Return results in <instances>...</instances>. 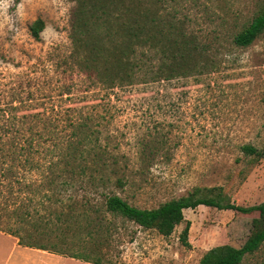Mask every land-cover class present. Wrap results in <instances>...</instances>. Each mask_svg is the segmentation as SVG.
<instances>
[{"label":"rangeland","instance_id":"obj_1","mask_svg":"<svg viewBox=\"0 0 264 264\" xmlns=\"http://www.w3.org/2000/svg\"><path fill=\"white\" fill-rule=\"evenodd\" d=\"M138 1L152 12L175 15L187 31L207 41V70L170 80L141 76L138 84L106 89L81 72L79 59L78 63L77 58L63 61L66 54L73 53L72 25L81 8L87 15L94 14L89 23L95 32L91 39L95 36V40L106 41L111 38L108 27L117 29L112 22L101 20V7L114 8L115 3L125 7ZM261 2L0 0V104L26 101L27 108L22 105L19 115H28L40 126V119L64 124L69 115L92 117L102 147L119 158L109 175L122 170L128 181L124 189L112 184L110 189L137 207H157L195 187H222L237 206L260 205L264 202V159L246 155L242 146L264 149V35L247 48L234 45L232 37L251 22ZM38 19L44 21L45 28L36 40L30 27ZM73 55L80 58L82 53ZM143 150L160 156L141 166L139 154ZM75 184L66 194L72 195L70 202H89L104 209L101 192L105 188H84L86 181ZM184 215L185 220L169 237L132 222L113 220L114 226L107 230L112 231L111 240L98 239L95 250L104 263L198 264L213 247L244 245L259 213L202 205ZM187 223L189 246L181 239ZM66 225L48 232L53 238L55 233H64L66 241H54L59 247L79 251L84 247L79 237L87 229ZM11 239L0 234L3 261L13 250V241L18 244L15 237ZM21 248L26 258L20 264H44L35 254L39 251ZM52 254L50 259L55 261L51 264L71 260V264H91ZM263 260L264 243L241 264H261Z\"/></svg>","mask_w":264,"mask_h":264},{"label":"trees","instance_id":"obj_2","mask_svg":"<svg viewBox=\"0 0 264 264\" xmlns=\"http://www.w3.org/2000/svg\"><path fill=\"white\" fill-rule=\"evenodd\" d=\"M93 15H87L84 7L76 14L71 34L73 53L66 54L63 61L68 63L77 58L78 63L79 59L81 72L95 78L97 85L114 89L138 84L141 76L155 81L170 80L178 75L189 76L207 70L210 58L207 41L187 31L175 15L152 12L142 1L125 7L116 3L114 8L102 6L101 20L112 22L117 29L113 31L108 27L111 38L106 41L95 40V36L91 39L95 33L89 24ZM44 28V21L36 20L30 27L31 35L39 40ZM263 35L264 0L251 22L233 34L232 43L247 48ZM79 51L82 53L80 58L73 55ZM70 90L67 89L66 94ZM25 102L0 104V231L15 237L19 245L91 264H112L104 263L95 244L98 239L111 240L112 231L107 230L114 226L113 220L132 222L169 237L185 220L186 210L202 205L244 214L258 212L259 216L252 221V230L244 245L213 247L198 264H241L246 256L255 254L263 245L264 202L251 207L237 206L222 187H195L187 195L172 198L154 208L132 205L110 189V184L124 189L128 181L122 170L109 175L113 172L111 167L118 165L119 158L102 147L92 117L69 115L66 122L60 124L41 120L37 114L35 116L42 123L40 126L28 115H19L22 105L27 108ZM242 151L264 159V149L244 145ZM159 156L155 151L143 150L139 162L141 166L151 164ZM35 172L39 173L35 175ZM77 181H86L84 188H96L97 191L105 188L102 190L106 191L101 192L105 198L104 209L89 202L78 205L79 201L70 202L73 197L66 194ZM62 223L67 224V228L81 226L87 229L79 237L84 245L82 249L59 247L54 241L67 239L64 233H55L53 238L48 232L58 229ZM189 231L190 223H187L181 233L186 246H189Z\"/></svg>","mask_w":264,"mask_h":264},{"label":"crops","instance_id":"obj_3","mask_svg":"<svg viewBox=\"0 0 264 264\" xmlns=\"http://www.w3.org/2000/svg\"><path fill=\"white\" fill-rule=\"evenodd\" d=\"M0 234L3 236L9 237V239L12 240L11 235H5L4 233H0ZM21 247H22L21 245L15 243L13 241V250L8 255V258L6 260L3 261L2 259H0V264H20L21 260L23 258H26V256L24 257L25 254H23V249ZM25 248L26 249H35V248H28V247H25ZM35 250L40 252V253H35V254H38V257L44 262V264H51V263H53V261H55L54 259H50L51 258L50 256H53L52 253H49L47 251L40 250V249H35ZM56 260H58V259H56ZM58 262H61V261L58 260ZM70 262L72 263V262H74V260H71ZM68 263H69V261H66L64 264H68ZM71 263H69V264H71Z\"/></svg>","mask_w":264,"mask_h":264}]
</instances>
